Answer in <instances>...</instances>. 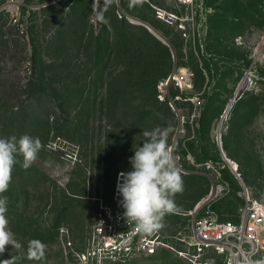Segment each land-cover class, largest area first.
Here are the masks:
<instances>
[{"label":"rangeland","instance_id":"obj_1","mask_svg":"<svg viewBox=\"0 0 264 264\" xmlns=\"http://www.w3.org/2000/svg\"><path fill=\"white\" fill-rule=\"evenodd\" d=\"M7 1L0 0V138L27 134L42 147L27 169L18 156L0 194L16 245L5 246L0 264H107L116 247L130 258L125 264H220L179 239L191 234L206 207L198 204L217 184L231 187L218 203L224 219L240 218L245 189L264 202V0H14L3 7ZM122 5L135 15L125 16ZM136 15L156 23L171 46ZM182 68L192 76L187 90L167 83ZM246 83L239 114L235 100L226 115ZM169 126L184 190L164 226L145 235L159 243L155 259L140 250L145 237L134 239L117 182L132 170L143 132ZM246 157L254 183L241 174ZM32 240L46 245L40 260L28 258Z\"/></svg>","mask_w":264,"mask_h":264},{"label":"clouds","instance_id":"obj_2","mask_svg":"<svg viewBox=\"0 0 264 264\" xmlns=\"http://www.w3.org/2000/svg\"><path fill=\"white\" fill-rule=\"evenodd\" d=\"M171 131L170 126L144 131L143 145L135 147L134 155L129 157L132 170L122 171L118 177L117 192L122 197L123 215L128 224L134 223L145 234H152L164 226L165 216L177 210L173 197L184 190L178 158L169 144ZM41 147L38 137L27 134L19 138H0V194L9 188L18 156H23L22 166L27 169L37 159ZM7 204V199L0 196V253L7 244H14L6 216ZM45 253V244L39 240L30 241L29 259L40 260Z\"/></svg>","mask_w":264,"mask_h":264},{"label":"built area","instance_id":"obj_3","mask_svg":"<svg viewBox=\"0 0 264 264\" xmlns=\"http://www.w3.org/2000/svg\"><path fill=\"white\" fill-rule=\"evenodd\" d=\"M180 1L188 4L193 0ZM13 3L14 0H8L3 7L7 8L15 5ZM170 81L175 82L182 90L192 88V76L186 68L185 70L184 68L179 69L172 74L168 78L167 83ZM191 100L196 105L201 103L197 96L191 98ZM237 174L240 176L239 173ZM212 191L213 195L208 202L216 199L224 191V187L222 184H217L213 187L210 194ZM244 195L246 202L242 208L240 222L220 220L217 212L208 206L203 216L194 219L191 234L179 240L193 248L197 256L216 254L222 258L220 264H264V202L252 199L247 189H245ZM136 228L137 231L133 234L135 235L134 239L136 237H139V239L145 237L140 244V250L151 256L159 254L161 249H159V243L145 236L146 234L140 232L138 227H135V230ZM132 231L134 229L129 230V232ZM117 249V247L114 248L111 254V257H115L114 260L122 256L121 253H123L122 251L118 252ZM131 249L132 247L129 246L126 253L131 252ZM119 253L120 255H118ZM107 264H110V259ZM202 264L212 263L205 259Z\"/></svg>","mask_w":264,"mask_h":264},{"label":"trees","instance_id":"obj_4","mask_svg":"<svg viewBox=\"0 0 264 264\" xmlns=\"http://www.w3.org/2000/svg\"><path fill=\"white\" fill-rule=\"evenodd\" d=\"M56 4V3H55ZM55 4H51V5H49V7H52V6H54ZM122 12L124 13V15L126 16V15H128V14H132V15H135V13H133L132 12V8H130V7H128V6H126V5H122ZM136 16H138L139 18H141L142 20H144V21H146V22H148V23H150L155 29H157L158 31H160L164 36H166V34H165V32L160 28V27H158V25L156 24V23H153L151 20H149L148 18H146L145 16H142V15H136ZM170 77V76H169ZM168 77V78H169ZM245 94H243V96L240 98V99H238L237 101H236V107H235V111L233 112V116L235 117V116H237L238 114H239V112H240V110L242 109V107H243V104H245L244 102H245V99H246V97L244 96ZM188 98V101H192L191 100V98H193L192 96H189V97H187ZM199 101L201 102V99H199ZM193 103L196 105V103L193 101ZM229 104V103H228ZM197 106V105H196ZM200 107V106H199ZM226 150L230 153L231 152V150L228 148V147H226ZM174 152L176 153L177 152V146L176 147H174ZM198 158H200V157H198ZM205 158V157H204ZM211 158V157H210ZM246 159L248 160V163L247 164H242V162H240L239 161V163H240V165H239V167H240V169L242 170V169H245V171H244V173H241V174H243V176H244V178H245V180L246 181H248V182H251V183H254V176L255 177H257L256 176V172L254 171V169H253V167L255 166L254 165V163L252 164L251 162H253L252 160H251V158L250 157H246ZM205 161H208V160H205ZM211 162H213V160H212V158H211ZM223 165L225 166V167H227V163L226 162H224L223 161ZM256 173V174H255ZM221 184V183H220ZM222 185H223V187H224V194H227L228 192H230V186H229V184L227 183V182H225V183H222ZM213 189V188H212ZM248 190V189H247ZM249 191V190H248ZM211 192V191H210ZM245 192V191H244ZM224 194H220L218 197H216V199H213V200H211L210 202H208V204H206V207H205V209L203 210V213H200L199 214V216L198 217H200V216H203L204 214H205V211H206V209H207V207L208 206H210V208L212 209V210H214V211H216L217 212V214H218V216H219V219L220 220H223V221H233V222H240V220H241V215H240V218L239 219H236V220H230V219H224V218H222V216H221V213H220V210H219V200L221 199V195H224ZM249 194H250V191H249ZM251 195V194H250ZM209 196V195H208ZM251 198H253L252 196H250ZM244 199H245V195H244ZM246 202V201H245ZM245 202H244V204H243V206H242V208L244 207V205H245ZM213 255V257L215 256V257H219V256H217L216 254H214V253H212ZM159 254H156V255H154L156 258L155 259H159V257L160 256H158ZM130 260V258L128 257V256H119L116 260H110V264H125V263H127V261H129ZM181 261V260H180ZM179 261V262H180Z\"/></svg>","mask_w":264,"mask_h":264},{"label":"water","instance_id":"obj_5","mask_svg":"<svg viewBox=\"0 0 264 264\" xmlns=\"http://www.w3.org/2000/svg\"><path fill=\"white\" fill-rule=\"evenodd\" d=\"M133 21H135V22H137V23H142V24H144L149 30H151L157 37H159L160 39H162L166 44H168L169 46H171V44L169 43V41L167 40V38L160 32V31H158L157 29H155L152 25H150L149 23H147L146 21H143V20H140V19H137V18H133ZM172 48V47H171ZM172 52H173V54H174V56H175V53H174V49L172 48ZM175 61H176V57H175ZM247 89V83L245 84V86L241 89V90H238L237 92H236V94H235V100L237 101L238 99H240L242 96H243V94L245 93V90ZM178 136V133L176 134V137ZM220 136H222L221 134H220ZM223 154H224V157H225V159H226V161L231 165V167L234 169V170H237V167H235V165H234V163H233V161H231V159H229L228 157H227V155L224 153V151H223ZM212 195H213V191H212V193L210 194V196L206 199V200H204V201H202V202H200L199 204H198V206H197V209L199 208V207H201L203 204H205L206 202H208L209 201V198H211L212 197Z\"/></svg>","mask_w":264,"mask_h":264},{"label":"bare ground","instance_id":"obj_6","mask_svg":"<svg viewBox=\"0 0 264 264\" xmlns=\"http://www.w3.org/2000/svg\"><path fill=\"white\" fill-rule=\"evenodd\" d=\"M184 70H185V68H184ZM234 102H235V98L231 101V103L228 105V107H227V109H226V115L229 113V111H230V109H231V107L233 106V104H234ZM222 135V134H221ZM230 159V158H229ZM232 161V160H231ZM234 163V162H233ZM234 165H235V167H237V164L236 163H234Z\"/></svg>","mask_w":264,"mask_h":264},{"label":"crops","instance_id":"obj_7","mask_svg":"<svg viewBox=\"0 0 264 264\" xmlns=\"http://www.w3.org/2000/svg\"><path fill=\"white\" fill-rule=\"evenodd\" d=\"M253 199V198H252ZM254 200H256V199H254ZM206 204H208V202H206Z\"/></svg>","mask_w":264,"mask_h":264}]
</instances>
